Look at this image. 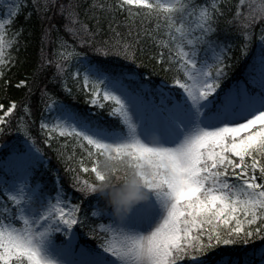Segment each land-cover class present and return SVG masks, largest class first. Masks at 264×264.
I'll use <instances>...</instances> for the list:
<instances>
[{
    "label": "snow or ice",
    "instance_id": "6c2138e0",
    "mask_svg": "<svg viewBox=\"0 0 264 264\" xmlns=\"http://www.w3.org/2000/svg\"><path fill=\"white\" fill-rule=\"evenodd\" d=\"M32 5L50 20L46 14L57 0H32ZM4 7L0 78L13 63L10 50L17 44L8 28L27 5L13 0ZM59 13L77 44L58 37L59 51L51 60L42 48L32 78L16 84L27 90L21 100L0 103V139L16 133L20 142L0 143V264H264V0H238L230 18L220 0L203 5L195 0H92L86 6L69 0L59 4ZM221 19L235 26L238 43L215 38ZM87 21H94V27ZM137 22L160 49L150 58L169 65L163 71L176 73L171 84L150 86L151 80L136 78L134 69L100 59L120 57L147 69L143 61L137 63L138 41L125 40L118 31L124 26L131 36ZM103 23L109 35L98 39L105 32ZM257 23L261 27L255 36ZM254 38L260 47L253 56ZM85 47L95 59L78 50ZM241 61L243 77L231 87L223 85ZM49 65L56 69L51 82L59 78L63 92L75 99L70 77L85 102L100 111L108 108L118 127L73 110L45 87L40 89L43 139L38 142L30 102ZM158 74L153 68L149 77ZM18 111L23 114L17 116ZM58 137L74 139L92 160L91 168L80 160L77 169L67 164L73 157L56 150L80 200H96L98 210L91 217L109 219L99 225L107 237L97 247L78 244L77 229L87 228L85 234L93 238L97 229L88 226L82 204L68 196L59 174L54 173L55 183L47 191L32 182L35 171L47 165L41 143L52 148ZM104 156L127 157L150 170L142 179L166 209L150 231L138 230L141 213L118 220L107 207H99L104 201L96 186L104 177L98 162ZM81 172L94 174V180L82 178ZM57 236L63 237L59 243ZM245 245L253 252L244 249L243 261L223 258Z\"/></svg>",
    "mask_w": 264,
    "mask_h": 264
},
{
    "label": "trees",
    "instance_id": "16d2710c",
    "mask_svg": "<svg viewBox=\"0 0 264 264\" xmlns=\"http://www.w3.org/2000/svg\"><path fill=\"white\" fill-rule=\"evenodd\" d=\"M12 2L13 0H0V20L7 19L6 8L4 5ZM43 2L44 0H41V4H43ZM68 2L69 0H57V7L46 14L48 17H51L49 20L41 18L42 13H39L36 7L32 5V0H24V3L27 5V7L22 8L21 12L16 17L12 18L13 22L8 28V37L10 39L15 38L17 44L10 50L11 56L13 57V63H10L9 66L4 69L5 75L3 78H0V103L7 104L10 100H21L27 90L16 88V84L19 83L21 79L28 78L30 80L32 78L34 70L38 67L41 61L42 48L44 55H46L47 58L51 60L55 58V54L58 50V37L63 38V40H66L70 45L77 44V41H75L72 36L67 31H65L64 24L66 23V20L59 13V4H67ZM76 2L86 6L87 4L92 3V0H76ZM99 2H102V0H99ZM212 2L213 0H195L196 5L210 4ZM237 4L238 0H220V6L224 9L226 16L229 18L235 14ZM29 13H31L30 17L28 16ZM81 18L84 19L83 9H81ZM119 19L123 20V17H120ZM87 22L91 27H94V21ZM53 25L55 27H53ZM102 26L104 27L105 32L100 37H98V39L107 38L109 35L107 32V24L103 23ZM144 27L148 28L149 30L152 29L151 24H146ZM260 27V24L257 23L256 27L253 29L255 36L259 35ZM118 31L122 33L123 39L131 42L138 41L136 44L137 63L143 61L149 67L147 69L138 68L137 64H133L131 61L124 60L120 57H100V59H109L116 67L126 66L127 68L134 69L136 76H139L145 80L150 79L151 84L153 85L161 83L162 81L171 84L172 77L176 73L174 71H163V68L169 67V65H157L155 60L150 58L158 53L160 49L156 47L154 41L150 37L144 35V28L140 26L139 22H137L136 26L131 29V36L127 35L129 30L124 26L119 27ZM17 32L20 33L19 36L15 35ZM138 32L139 35L137 34ZM215 38L225 43H238L241 39L235 30V26L225 25L223 19H221L218 25ZM259 47V41L254 38L250 49L251 55H256L258 53ZM78 50L85 52L88 57L95 59V54L86 47L78 48ZM164 52L165 60H167V50H164ZM245 59H247V57ZM243 64L244 61H241L236 65V67L231 71L229 78L223 82V85L243 77V69L241 67ZM153 68H155L159 74L149 77V72H151ZM55 72L56 69L54 65H49L47 69L40 74L38 78V85L35 87V90L31 96L30 108L32 111V119L36 121L33 134L37 137L38 142L42 141L43 139L39 131V123L41 118L40 113L43 108L40 99V89L45 87L50 94L54 95L63 103L69 105L73 110L81 114L90 115L93 119L98 120L106 126L118 127V122L107 114L108 108L100 111L98 109H94L85 102V95L83 92L76 91L75 84L70 77L67 81V84L68 87L72 88L75 99L67 96L63 92L62 83L59 81V78H57L56 83L51 82ZM141 73L143 74L142 77L139 75ZM129 75H133V73H129ZM5 81H8V83L6 84ZM22 114V111H18L17 116ZM47 115L48 114L45 113V116ZM5 139L9 142V144L19 145L20 143L17 140L16 133H12L10 136L0 139V143H3V140ZM61 145L66 146L61 148ZM41 147L44 149L47 165H42L35 171L32 177V182L38 180L40 181V185L45 187L46 191L50 190L55 183L54 173H58L65 192L71 193L72 201H74V203L80 202L82 204L83 213L89 217L88 226L97 229L98 222L100 220H104V218L91 217V212L95 209H98L96 200H80V194L76 192V190L71 185V174L65 171L66 164L58 160L56 150L60 149L64 153L65 157H73L71 161H67V164L77 169H79L80 160L84 161L85 166L91 168L92 160L87 157V152L84 149H81L80 146L76 144V141L71 138L58 137L53 141L52 148H48L42 143ZM87 147L88 146L85 145V148ZM2 151L3 150H0V154H2ZM80 175L82 178L94 180V174L81 172ZM99 207H106V205L103 202L101 205H99ZM87 230V228L77 229V232L80 234L81 241L93 244L96 243L99 236V231L97 230L95 233L97 238H93V235L85 234ZM261 245V241H255L256 250H259ZM236 248L238 250L235 252V256L229 253L223 258H238L243 261L244 249H247L249 254L253 252L252 246L249 245L236 246ZM215 258L219 259L221 257Z\"/></svg>",
    "mask_w": 264,
    "mask_h": 264
},
{
    "label": "clouds",
    "instance_id": "9594fccd",
    "mask_svg": "<svg viewBox=\"0 0 264 264\" xmlns=\"http://www.w3.org/2000/svg\"><path fill=\"white\" fill-rule=\"evenodd\" d=\"M98 170L104 180L96 186V194L116 219L126 218L136 205L149 199L150 189L142 179L149 174L147 166L127 157L104 156Z\"/></svg>",
    "mask_w": 264,
    "mask_h": 264
},
{
    "label": "rangeland",
    "instance_id": "374dc122",
    "mask_svg": "<svg viewBox=\"0 0 264 264\" xmlns=\"http://www.w3.org/2000/svg\"><path fill=\"white\" fill-rule=\"evenodd\" d=\"M58 51H59V47H58L57 53ZM73 67H77V65H75L74 62H73ZM81 71H83L82 67H81ZM236 81L237 80L231 82L230 84H227V86L231 87L234 83H236ZM155 85H158V84H154V85L151 84L150 86H155ZM48 118L51 119L50 116H48ZM36 183H39V182H35L34 184ZM67 194L68 196L72 198L71 193H67ZM95 210H98V209H95ZM137 213L143 214V217H144V219L137 225L138 230L147 232V231H150L153 227H155L160 221H162V219L166 215V209L163 206V204L159 200H157V198L150 191L149 199L145 202H142L136 205L130 212L129 217H134ZM101 217L104 218V220H100L97 224V230L99 231L97 242L93 244V243L81 241L80 234L77 232L79 245L88 246V247H97L98 244L103 242V240L107 237L106 233H103L99 230V225L107 224L109 222V219L107 216H101ZM96 218H99V217H96ZM62 240H63L62 236H57V243L61 242Z\"/></svg>",
    "mask_w": 264,
    "mask_h": 264
}]
</instances>
